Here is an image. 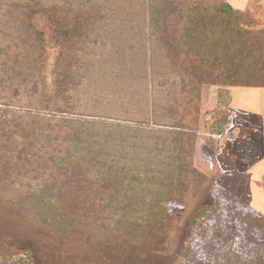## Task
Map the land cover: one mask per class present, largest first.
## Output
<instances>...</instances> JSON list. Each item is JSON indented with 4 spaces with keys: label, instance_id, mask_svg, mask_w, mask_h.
I'll use <instances>...</instances> for the list:
<instances>
[{
    "label": "rangeland",
    "instance_id": "rangeland-1",
    "mask_svg": "<svg viewBox=\"0 0 264 264\" xmlns=\"http://www.w3.org/2000/svg\"><path fill=\"white\" fill-rule=\"evenodd\" d=\"M10 1L16 4L10 5ZM172 1L177 10L163 22L167 34L163 33L162 36L167 37L174 47L179 43V30L187 10L199 5L219 7L224 4V0ZM68 2L73 3L72 8L77 7L78 10V5L85 3V0H0V110L4 109L1 104L3 107H7L4 104L10 105L11 109L7 113L9 119H14V116L21 118L17 120H21L29 132L36 133L42 132L41 128L46 129L42 120L39 122V119L32 117L37 111L44 117V123H58L65 118L77 120L80 116L86 117L81 122L93 123L92 118L97 116L115 115L118 120L114 125H129L132 128L128 131L126 141L133 149L136 148L133 142L138 144L137 154L141 158L143 155L138 151V146L145 144L148 148L155 146V151L159 148L160 162L168 164L169 159L175 157V163L182 166L185 161L180 157H185V146L188 147L192 152L189 165L194 167L191 171L193 183H187L190 177L183 179L188 189L186 196L181 197L182 188H178L172 194V205L165 206L168 208L164 213L165 219L160 218L157 223L152 220L151 223L155 225H151V228L143 212L146 205L143 206L142 203L146 204L149 199L152 203L156 199L165 205L170 202V195L163 197L158 194L154 197L147 193V197L140 196L142 202L135 198L134 205L129 208L120 207L118 210L113 205L119 200L120 194L113 191V201L101 187L93 189L89 184L83 183L79 191L78 188L73 189L69 202L64 207L76 227L60 243L55 237L47 236L48 232L45 230L34 227L18 210H8L10 202L18 201L28 192L36 193L38 185H41L34 174H26L32 172L36 165L23 168L28 163L15 159L17 152L27 151L28 158L34 160L42 148L35 140L41 137H34L33 146H23V143L19 145L17 142L14 145L12 141L7 148L1 142L3 137L0 128V255L18 258L20 253H26L21 248L23 245L20 241L24 235L31 233L33 237L48 240L52 244L53 248L48 253L50 260H44V264H180L184 259L187 261L193 258L196 253L189 249V243L194 236L195 224L200 222L196 223L197 218L204 215L208 207H214L220 196L229 202L230 217L236 215L240 221L242 213L264 216V189L257 185L264 180V88L230 89L231 105L225 109L230 123L225 126L223 133L215 124L217 122H213L214 110L223 108L215 76L204 77L202 73L205 70L197 68L194 79L188 86H184L180 78L175 76L172 77L173 81L164 85V77L151 73L150 68H147V78L138 83L137 79L134 80L136 74H129L128 71L135 73V63L136 66L137 63L143 64L137 60L143 58L145 50L150 58V45L152 41L155 43V39L150 40L149 36H152V31L157 30L158 33L157 27H149L145 21L150 14L149 0H114L115 15L98 22L103 27L100 33L102 40H93L95 37L91 34L88 39L91 42L89 49L80 59L74 53L78 46L70 52L65 48L64 38L59 31L60 23H56L52 15L46 13L47 10L51 11L54 4L64 6ZM16 6L18 7L15 8ZM238 12L241 27H248L245 19L251 18L254 29L264 28V0H250L245 10ZM1 13L8 15L4 19L6 23L2 25L3 35ZM98 23L94 24L96 29ZM12 32L14 37L10 36ZM86 54L90 55L86 57ZM146 60L148 59L145 58V62ZM102 61L107 63L99 66ZM86 62L92 66L80 83L86 88L84 92L74 90L71 91L72 94L69 92L70 96L61 92V70L68 65L70 68L75 67V70H85ZM99 71L102 72L98 74ZM73 77L72 83L78 84V76L73 73ZM141 83L142 87L136 86ZM33 85H36L37 91ZM17 89L20 91L15 94L13 90ZM87 89L89 91H85ZM107 89L111 91L107 92ZM120 91L127 93V96L117 98ZM68 102H75L74 107L67 106ZM56 104L59 106L58 111L53 113ZM109 107L114 112L108 111ZM123 118L128 120V125L122 123L125 121ZM98 122L104 123L105 120L99 119ZM15 125L13 121L5 129L15 130ZM99 126L101 124L97 125ZM65 147L62 145L60 148L62 152ZM5 151L12 152L13 157L7 168L1 163V155ZM34 154L36 155L33 157ZM132 156L133 153L127 161L130 165H135V169L149 164L161 169L156 155L155 160L148 157L145 161ZM6 169H9V174H4ZM222 171L225 172L224 175ZM140 184L144 191L147 187L150 191L154 190L152 187L155 192L160 190L149 179L141 180ZM110 185L108 184L109 192L112 188ZM178 200L181 201L176 204ZM127 214H131V222L138 223L123 231L128 236H136L142 233L135 232L143 231L139 240H131L119 230L125 225L118 221L127 217ZM237 218L235 222L238 226L240 223ZM27 226L29 232L25 233ZM254 233L255 231L252 232V238L258 241L259 236ZM251 247L260 254L264 252V245L254 244ZM220 249L217 245L212 247L209 260H194L184 264H254V260H225L227 248L217 254L216 251ZM206 251L209 252V249ZM31 252L28 251L30 255L33 254ZM185 254L186 257H183ZM55 256L57 257L54 259Z\"/></svg>",
    "mask_w": 264,
    "mask_h": 264
},
{
    "label": "trees",
    "instance_id": "trees-1",
    "mask_svg": "<svg viewBox=\"0 0 264 264\" xmlns=\"http://www.w3.org/2000/svg\"><path fill=\"white\" fill-rule=\"evenodd\" d=\"M9 4L13 6L16 3L10 1ZM72 7L73 3L71 2L64 6H56L54 4L51 11L47 10L48 12L46 11V13H50L49 15H52L55 22L60 23L59 31H61V37L63 36L64 38L65 48L70 52L78 46L74 53L80 59V56L89 49L88 45L91 42L89 43L88 39L91 34L92 37H95L93 40L98 42L102 40L100 33L103 27L99 24L100 20L111 18L112 15H115L116 9L114 8V0H85V3L78 5V10L76 9L77 7ZM176 10L177 8L172 0H149L150 14L149 19L147 18L145 21L149 24V27L153 26V28L156 29L157 27L158 29L157 33V30L154 32L152 28V36H149L150 40H152L151 38L155 39V43L152 41L150 45L152 54L149 58L145 50L143 53L144 59L141 57L137 60L143 64L137 63L136 66L135 63V73L128 72L130 75L136 74L134 75V80L137 79L136 83H138L147 78V68H150L151 73L164 77V85H166V82L173 81L172 77L175 76L180 78L179 80L184 86H188L191 83L197 68L205 70L204 72H207L209 76H215L220 90L219 101L223 104V108L214 110L215 118L213 122L216 121L218 124H215L224 133L226 130L225 126L230 123L225 111L231 105L230 89L232 87L264 88V28L254 29L255 26L253 21H250L252 20L251 18L245 19L247 24H249L247 25L248 27H241L238 22L240 13L227 3L219 7L199 5L190 8L184 13L179 30V43L177 47H174L169 39L162 35L167 34L163 22L167 20L169 15L174 14ZM143 11L145 14V10ZM127 15L129 14L127 13ZM146 17L148 16L146 15ZM7 18L8 15L1 13V35L4 32L2 31V25L6 23L4 19ZM95 22H99L97 29L94 27ZM85 25H88V27ZM10 36L14 37V33L12 32ZM89 55L86 54V57ZM145 58L148 59L146 62ZM103 61L100 62L99 66L107 63V61L105 63ZM85 65V70H75V67L70 68V65H68L70 70H68V67L61 70L59 81V90L61 92L68 94L74 90H82L84 92L86 88L84 84L80 83L90 71L88 68L92 66L88 62ZM63 66L62 62V69ZM138 66L141 68H138ZM101 72L99 71L98 74ZM73 73L79 78L78 84L72 83V80H74ZM156 74H153V76H156ZM153 81H155L154 77ZM136 86L142 87V83ZM32 87L37 91L36 85ZM13 91L18 94L19 89ZM110 91V89H107V92ZM126 96L127 93L120 91L116 97ZM74 103L68 102L67 106L74 107ZM2 105L1 108L4 109L0 110L2 112H0V128L3 146L8 148L12 141L14 145L17 142L19 145L23 143V146L29 144L33 146L35 145L33 143L34 137L39 136L41 138L35 141L42 147L39 150V154L33 155V157L36 155L34 160L28 158L29 153H26L27 151L16 153V160L28 163L23 168L36 165L32 172H26V174H34L35 178H39L41 181V185H38L36 193L28 192L26 196H22L18 201L10 202L8 210H18L19 214L24 215L34 227L45 230L48 232L47 236L55 237L60 243H63L68 232L76 227L74 226L73 218L66 213L68 210L64 207L68 204L67 201L70 199L73 189L78 188L79 191L83 183L89 184L93 189L101 187L108 194L109 199H113V201L115 199L111 193L115 191L120 194L119 200L113 205L118 210L120 207L129 208L134 205L135 198H139V201L142 202L141 197L148 194L154 197L158 194L163 197L164 195H170V202L165 203V205H163L164 203L160 204L156 199L152 200V203L150 199L146 204L142 203L143 206L146 205V208L143 209L145 214H143L148 218L146 220L150 228L151 225H155L151 223L152 220L157 223L159 222L158 219H165L164 213L168 211L166 207L174 202L173 195L178 188H182L180 196H186L188 189L183 179L190 177L187 183H193L191 171L194 167L189 165L192 161V159L190 160L192 152L188 147L185 146V157H180L182 161H185L182 166L175 163L176 158L173 156V159H169L168 164L160 162L161 154L158 152L159 148L155 151V146L148 148L145 144L138 146V151L142 152L141 155H143V158H141L140 154H137L136 148L138 144L133 142V145H136L134 149L133 146L131 147L127 144L128 131L132 129L127 121L122 123H126L128 129L121 125L108 123L97 127V122H81V120L74 118H65L58 123L54 121L44 123V117L37 111L36 114L32 112L34 114L32 117L39 119V122L42 120V124H44L46 129L43 130L41 128L42 132L36 133L34 131L29 132L28 128L21 123V120H17L21 118L14 116V119H9L7 113L11 109L9 108L10 105L4 104L7 107ZM58 107V104L54 106L55 110H53L55 112L53 113H57ZM13 121L16 123L15 130L5 129ZM60 134L63 136H60ZM185 142L187 145V140ZM62 145L66 146L64 152L60 149ZM132 153L137 160L142 161H145L148 157L155 160L154 156L156 155L161 169L153 168L150 164L135 169V165H130L127 161ZM12 159V152L10 151H5L1 155V163L5 168L10 165ZM8 171L9 169H6L4 174H9ZM145 179H149L151 183L154 182L160 190L155 192L154 187H152L153 191H150L148 187L147 190H142L140 182ZM108 184H111L110 186L112 187L110 192ZM261 187L264 189V180L261 181ZM96 193L99 194V191ZM180 201L178 200L176 204H179ZM228 203L226 199H223V196H220L214 207L207 208L199 224L194 228V236L189 243V249L194 250L196 253H194L193 258L187 261L182 259L183 261L180 264L192 263L194 260H209V257H211L210 249L214 248L215 245L221 248L216 251L217 254H221L227 248L224 256L225 260H254V264H264V252L260 254L257 249L254 250L251 247L254 244L264 245V216L258 213L253 216L243 215L242 213L239 221L236 215L230 217L231 209ZM159 207L161 208L159 209ZM159 210L161 212H158ZM130 215L127 214V217L118 221L119 224L123 223L125 225L119 228L120 231L126 230V228L129 229L135 223H138L131 222L132 220L130 219L132 217L130 218ZM236 218L238 223H240L238 226L235 222ZM251 227L256 229L250 230ZM30 229L32 228L30 227ZM135 229H138V227ZM251 231H255L254 234L259 236L258 241L252 238ZM27 232H29L28 226L25 230V233ZM135 233L144 234L143 231ZM142 234L128 236L123 231V235L131 240H139ZM20 243L23 245L21 248L27 252L20 253L18 258H8L0 255V264H44V260H47V262L50 260L48 253L49 249L53 248L50 241L39 240L30 233L24 235ZM207 248L209 252L206 251ZM29 250L32 251V255L28 253ZM183 257H186V254Z\"/></svg>",
    "mask_w": 264,
    "mask_h": 264
},
{
    "label": "water",
    "instance_id": "water-1",
    "mask_svg": "<svg viewBox=\"0 0 264 264\" xmlns=\"http://www.w3.org/2000/svg\"><path fill=\"white\" fill-rule=\"evenodd\" d=\"M240 1H242L241 3H240ZM249 1L250 0H224V3H227V4H229L235 11H243V10H245V8L249 5ZM243 3V4H242ZM242 4V6H240ZM215 155L216 156H218V154L217 153H215ZM215 162L217 163V161H216V157H215ZM217 165H218V163H217ZM198 166V165H197ZM197 166H195V167H197ZM223 172V175L225 174V172L224 171H222ZM222 175V176H223ZM222 176H220V177H222ZM215 183V182H214ZM1 207V206H0ZM172 208V207H171ZM170 208V209H171ZM0 210H1V208H0ZM171 210H169V212H170ZM201 217H202V214L197 218V220H196V223L201 219ZM195 225H197V224H195Z\"/></svg>",
    "mask_w": 264,
    "mask_h": 264
},
{
    "label": "flooded vegetation",
    "instance_id": "flooded-vegetation-1",
    "mask_svg": "<svg viewBox=\"0 0 264 264\" xmlns=\"http://www.w3.org/2000/svg\"><path fill=\"white\" fill-rule=\"evenodd\" d=\"M203 74V76L205 77V76H209V74L207 73V72H203L202 73ZM196 85H198V83L196 84ZM14 87V86H13ZM20 91V90H19ZM14 92V91H13ZM19 93V92H18ZM108 111H111V112H114V110H113V108L111 109L110 107H109V110ZM81 115V114H80ZM101 115V114H100ZM99 115V116H100ZM181 117V116H180ZM83 118H86V117H81L80 116V119L79 120H81V119H83ZM116 116L115 115H105V116H100V117H95V118H92L93 119V122H97L98 124H102L103 122H98L99 121V119H101V121H104L105 120V122L104 123H108V124H113L114 122H116ZM125 121H128V120H126V118H123ZM82 121V120H81ZM85 122V121H84ZM103 123V124H104ZM176 125H178V122H177V120H176Z\"/></svg>",
    "mask_w": 264,
    "mask_h": 264
},
{
    "label": "crops",
    "instance_id": "crops-1",
    "mask_svg": "<svg viewBox=\"0 0 264 264\" xmlns=\"http://www.w3.org/2000/svg\"><path fill=\"white\" fill-rule=\"evenodd\" d=\"M241 3V2H240ZM264 176V175H263ZM257 185H259L260 187H261V181L260 182H258V184Z\"/></svg>",
    "mask_w": 264,
    "mask_h": 264
}]
</instances>
